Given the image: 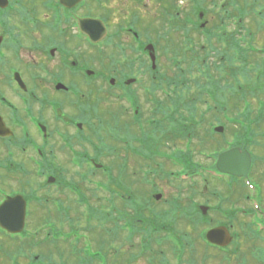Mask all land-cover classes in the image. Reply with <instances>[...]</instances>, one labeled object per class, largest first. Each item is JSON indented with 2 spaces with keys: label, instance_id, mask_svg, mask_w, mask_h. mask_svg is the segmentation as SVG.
<instances>
[{
  "label": "flooded vegetation",
  "instance_id": "1",
  "mask_svg": "<svg viewBox=\"0 0 264 264\" xmlns=\"http://www.w3.org/2000/svg\"><path fill=\"white\" fill-rule=\"evenodd\" d=\"M141 1L111 0L122 3L116 9L107 0H0V264H126L139 257L158 264V223L196 225L188 209L202 207L187 202L188 217L180 219L182 206L163 198L156 182L166 171L180 184L211 177L244 187L234 199L246 205L237 213L248 227L245 262L264 264V0H215L214 26L202 9L193 21L190 0H146L155 4L149 29L141 26ZM174 12L185 20L177 32L182 45L192 50L182 48L179 61L174 42L164 44L166 60L187 65L168 79L156 39L145 33H174ZM197 38L213 42L217 63L213 76L203 65L190 95L187 74L205 62L195 52ZM143 64L148 85L140 95ZM223 95L230 99L220 101ZM142 101L150 104L146 117ZM228 103L236 117L246 115L223 127L233 128L231 139L218 141L213 127L192 146L189 113L202 104L199 112L224 114ZM212 140L225 148L205 155L199 146ZM229 149L248 155L246 178L216 171L218 155ZM198 156L213 162L204 167ZM123 235L127 248L102 241L122 244ZM109 252L117 255L111 263Z\"/></svg>",
  "mask_w": 264,
  "mask_h": 264
},
{
  "label": "rangeland",
  "instance_id": "2",
  "mask_svg": "<svg viewBox=\"0 0 264 264\" xmlns=\"http://www.w3.org/2000/svg\"><path fill=\"white\" fill-rule=\"evenodd\" d=\"M142 0L141 2V9H140V14L139 16H142L143 24L141 26L143 27H147L148 22L152 21L153 18L156 16L153 13V8L155 7V4L148 2L149 4V8L147 7V1ZM107 2L112 5L114 3H111V0H107ZM106 2V3H107ZM173 5L177 3V0H173L172 1ZM216 3L215 0H195V2H193V0H190V3L188 5L189 8H191L192 6L197 5L198 7H202L199 8L201 11H207L208 12V16L205 17L204 19L208 20V26H210L209 24L213 25L211 18L215 12V8L214 4ZM179 4V3H178ZM187 1H185L184 3V7H187ZM154 5V6H153ZM181 5V4H180ZM114 8L116 9H121L122 3L118 2L116 3V5L114 4ZM125 6H131V2L129 1L128 3L125 4ZM188 8H186L185 10H187ZM193 11V10H192ZM176 14V13H175ZM173 15L172 18L170 19L171 24L173 25L175 32L173 33V31H169L167 32L166 36H162L165 32V30L163 29H159L160 31H158V35H154L152 34L150 31L146 32L145 34L148 35V39H151L152 41L155 40V42H157L156 44V48H157V55L158 58L160 60V68H161V73H164L168 79H172V77L174 76L175 71L177 70V67L182 69V68H187V65L185 64L184 61L179 62L181 59V51L182 48L184 49V51H190L192 50L191 46H183L182 45V36H180L178 32V30H180L182 27H184V22L185 20L182 19V13H179L177 16ZM198 12L197 10L194 11V15L197 16ZM119 15L116 14V18H118ZM156 19V18H155ZM197 19V18H196ZM194 19V20H196ZM158 26H160V19L158 18ZM112 25V24H111ZM214 26V25H213ZM212 26V27H213ZM112 30H114L113 26ZM211 28V27H209ZM147 29H149L147 27ZM183 30V28H182ZM172 32V33H171ZM189 32V36L191 35L192 31L191 29L188 30ZM199 38L196 39L197 43L199 44L198 48H195V52L198 53V56L200 58L205 57V59H203L205 62L203 64L201 63H197V69L198 71L194 72L192 74V76L190 74H187L189 77H186L187 79L185 80V83H187V87L189 88L188 93L190 92L192 94H194L195 90V85H192V82L194 79V77H197L199 74H201V70H203V65L205 67H210L212 70L210 71L211 75L213 76V65H215L217 63V61L215 60V55H214V50L212 49L214 47L213 42H211L210 44V40L207 43H204V41L202 39L198 40ZM114 41L116 42V40L114 39ZM173 41V56L175 59H179V61H177L178 63H174V65L171 64V62H169L168 60H166V54H165V48H164V44L167 42H171ZM199 41V42H198ZM206 42V41H205ZM166 46V45H165ZM191 47V48H190ZM203 47V48H201ZM190 48V49H189ZM212 49V50H211ZM112 53H117L116 50H112ZM191 52V51H190ZM119 61L120 58H118ZM142 60L144 62V57H142ZM148 65L147 67H145V64L142 65V77H141V81H142V85H141V94H143V90L145 88H147L146 86L148 85ZM200 71V72H199ZM147 72V73H145ZM204 73V72H203ZM203 76V74H202ZM203 77H199L198 79H202ZM195 79V82L198 80ZM190 85V87H189ZM187 87H184L183 89H186ZM166 91L165 87L161 88L159 93H157L158 97H163V93L162 91ZM104 96V93H103ZM102 96V97H103ZM230 99V97H228V95H223V97L221 98L220 101L222 102H226V100ZM241 100L243 98H240ZM142 105V112L144 114V117H146V115L148 116L149 113V107L150 104H144L143 101L141 103ZM212 105V104H210ZM231 104H227L225 106H227L226 108V113H221L218 110L212 111V113H204V112H199L202 111L200 110V108L202 107V104H198L197 106V111L196 113H193V115H195L193 117V121L195 122V126L191 127V130H189V132L192 134L191 137L193 138V142L191 143L192 146H196L198 148V145H196L197 143V139L203 140L204 135L207 134V137L209 136L208 132L210 130V126H216L217 123L215 121H219L221 120V126H225L227 124V122L225 121L227 118H233L236 117L235 115V109L233 107H230ZM236 105H240L239 100L237 99V103ZM150 114V113H149ZM225 118L223 115H225ZM203 116V117H202ZM142 119V122L145 121V119ZM202 117V119H201ZM227 117V118H226ZM241 117V116H240ZM192 124V123H191ZM220 126V125H218ZM233 128H230L229 125L227 126V128L223 129L221 131V134H216V138L218 139V141H222L223 139L229 140L231 139V132L230 130ZM195 139V140H194ZM214 141H209L206 142L204 147L202 149V146H199L201 148V151L205 150L206 153L205 155H211L212 152L216 151L218 149V146H220V143L215 144L213 143ZM203 145V144H202ZM197 148H195V152H197ZM221 149L225 148L224 144H221L220 146ZM195 154V153H194ZM196 155V154H195ZM197 161H199L201 163V165H203L204 167H208L209 165L212 164V162H208L207 159L201 158L199 159V156L197 157V159H195ZM156 163H162V162H156ZM167 169H171L170 166H168ZM169 173H167V171L163 174L160 175V177L156 178V182L157 185L159 186V189L163 192L165 191V196H162L163 198H168V202L171 201V199H175L177 200L179 203L178 205L181 207V211L179 214L180 219H182V213H184L183 210V205L185 207H187V202H191L192 200L195 201V203L205 207L207 209L206 214H205V220L206 222H201L198 221L199 217L201 216V211L200 209H191V207H189L188 212H190V214L193 216V219L196 225H187L185 221L179 220L177 219V221H175L172 225L166 226V223L162 224L161 222H164L165 220H161L160 223H158V230H157V251H158V255H157V259H158V264L160 263H167V264H177V260L174 258V254L175 252H181V250L184 252L183 256L181 257V261L178 264H189V262H191V264H245V261L247 262V258H248V249H247V244H246V236L248 233V227L245 223V219H240V214L239 211L241 209H244L246 207L244 200H241L240 202H238L236 199H234L236 197V189H239L242 191V193L244 194L245 189L244 187H233V185L229 182H226L225 180L222 179V181H215L213 180L210 176V179L208 178H203V179H191L189 181H191L189 184H180L179 182H174L172 181V178L170 176H168ZM146 180L143 179L142 182L145 184L146 187H148V185L145 182ZM161 192V193H162ZM167 194V195H166ZM90 196V195H89ZM144 196V194H143ZM191 196V198H190ZM193 197V199H192ZM189 198V199H188ZM92 204H94L95 200H90ZM172 202V201H171ZM162 206L159 207L161 216L164 218H169L168 214L167 215H162V211L164 212V209H166L167 207L165 205H163V203H160ZM188 208V207H187ZM174 211V210H173ZM81 212V211H78ZM184 218H187L188 216L186 211L184 213ZM237 218V219H236ZM190 219V218H189ZM236 219V220H235ZM110 226V228L112 227V223L107 224ZM83 225L79 224V228L82 227ZM228 227L233 237V242L232 244H229L228 247V252L232 253L236 252V254L233 255H229L228 253H217L215 252V250H213L212 248H208V246H205L203 244V241L197 236L201 231H207L210 227ZM97 227V226H96ZM97 228H99V230H97V234L98 235H102L104 234V231L101 230V227L98 226ZM171 234L176 235L178 237V239L180 240V246L183 245V249L180 250V247L177 245L176 247L173 248V245L170 241L169 243H166V241L168 240L166 235ZM109 238H107L106 236H104L102 238V241L110 243V245H112V247L114 248H121V246L123 245V248H127V245H125L124 243V235L123 237H121L122 240V244L120 241H118L117 243L113 242L112 240H108ZM97 241L98 240L97 238ZM133 244H135V247L137 246V243L134 241ZM166 244V245H164ZM176 249V251H175ZM169 250L170 253H169ZM113 251V250H112ZM133 251V250H132ZM137 253V249L133 251V254ZM116 252L115 253H111L109 252V263H111V261L116 257ZM117 258V257H116ZM126 260L128 259V257L125 258ZM156 259V258H155ZM164 259H166L167 262L164 261ZM137 261H132V260H127L129 261L130 264H147L146 259L144 257H139L137 259H135ZM192 260V261H191ZM126 261V264H129ZM133 262V263H132Z\"/></svg>",
  "mask_w": 264,
  "mask_h": 264
},
{
  "label": "water",
  "instance_id": "3",
  "mask_svg": "<svg viewBox=\"0 0 264 264\" xmlns=\"http://www.w3.org/2000/svg\"><path fill=\"white\" fill-rule=\"evenodd\" d=\"M150 50V48H149ZM152 68H154V56L151 55ZM218 132L221 129H217ZM249 157L246 153H241L239 150L234 149L218 156L216 162L217 170L222 174L230 176L245 178L249 169ZM205 208L202 207V213H205ZM225 227H218L211 229L206 233V240L214 246L225 247L231 242V237L228 235Z\"/></svg>",
  "mask_w": 264,
  "mask_h": 264
},
{
  "label": "trees",
  "instance_id": "4",
  "mask_svg": "<svg viewBox=\"0 0 264 264\" xmlns=\"http://www.w3.org/2000/svg\"><path fill=\"white\" fill-rule=\"evenodd\" d=\"M158 68H159V67H158ZM211 98L213 99V97H211ZM192 115H193L192 113H189V118H188V121H187V123H188L187 125L190 124V126H189V129H190V130H191V127H192V124H193V123L191 124V122H193V117L195 116V115H193V117H192ZM173 127H174V128H178L177 123H173ZM183 248H184V247H183ZM183 248L181 247L180 250L183 249Z\"/></svg>",
  "mask_w": 264,
  "mask_h": 264
}]
</instances>
